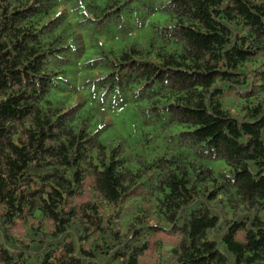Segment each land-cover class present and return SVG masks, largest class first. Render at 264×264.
<instances>
[{
  "label": "trees",
  "instance_id": "16d2710c",
  "mask_svg": "<svg viewBox=\"0 0 264 264\" xmlns=\"http://www.w3.org/2000/svg\"><path fill=\"white\" fill-rule=\"evenodd\" d=\"M160 230L164 264H264V0H0V264H140Z\"/></svg>",
  "mask_w": 264,
  "mask_h": 264
},
{
  "label": "rangeland",
  "instance_id": "374dc122",
  "mask_svg": "<svg viewBox=\"0 0 264 264\" xmlns=\"http://www.w3.org/2000/svg\"><path fill=\"white\" fill-rule=\"evenodd\" d=\"M164 18H165L164 15L155 13L152 15L151 21L163 22ZM151 28H152L151 26L147 27L146 31L148 32L149 30H151ZM223 102L227 107L238 105L239 102L237 101L235 91L233 90L227 91L223 97ZM108 120H110L109 117ZM158 141H159V147L156 150L153 149V153L160 150V147L166 149L168 145H171V143L165 142L166 139H164L162 136L158 138ZM212 165L216 167V169L221 173H226L228 171V167H226L225 164L221 161H215L212 163ZM79 199L80 197H77V200ZM40 225L45 231H51L54 229V223L52 220L41 219L40 217H37L33 219L28 218L27 220H21L18 223V225L12 230V233L13 235L18 237H25L28 230L30 231V229L34 228L33 226L37 228ZM119 226L122 228V225L120 223ZM242 236L243 233H240L238 237L242 238ZM177 240H178L177 235H174L165 230H160L159 232L151 235L149 238V248L140 257L139 260L140 264H164V261L169 259V255H170L169 251L175 245V242ZM89 245H90L89 242L85 243L86 247H89Z\"/></svg>",
  "mask_w": 264,
  "mask_h": 264
}]
</instances>
